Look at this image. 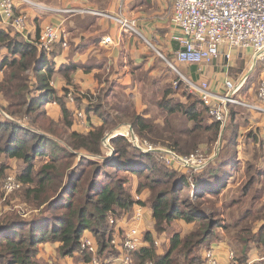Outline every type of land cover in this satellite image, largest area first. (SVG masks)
Listing matches in <instances>:
<instances>
[{
    "label": "trees",
    "instance_id": "16d2710c",
    "mask_svg": "<svg viewBox=\"0 0 264 264\" xmlns=\"http://www.w3.org/2000/svg\"><path fill=\"white\" fill-rule=\"evenodd\" d=\"M0 48L8 49L0 62V158L26 164L17 174L20 187L7 196L1 188L7 167L0 168V201L7 208L0 213V264H39L46 243L58 245L60 258L83 253L90 262L92 253L81 248L86 231L94 234L100 257L118 256L111 220L141 202L128 189L131 175L138 179L137 193L150 192L156 230L175 219L196 223L184 236L175 233L163 252L147 232L145 244L132 254L133 264H204L200 249L212 242L228 244L241 264L249 261L253 245L264 251V135L253 128L241 132L247 107L230 105L222 127L198 95L181 90L176 98L170 83L155 101L162 116L150 117L148 107L139 111L108 79L97 96L85 95L91 103L80 112L89 127L76 130L79 111L67 104L70 87L76 88V65L56 69L47 52L6 31H0ZM192 69L197 71V65ZM139 70L131 71L138 83L144 80L136 75ZM58 77L66 83L62 95L54 86ZM50 101L60 105L59 119L49 115ZM94 115L100 125L93 123ZM127 124L152 149L144 151L118 134L110 138L114 153L106 154L103 139ZM246 144H251L249 155H240ZM203 146L207 164L197 170L183 171L163 156L172 151L190 157Z\"/></svg>",
    "mask_w": 264,
    "mask_h": 264
},
{
    "label": "crops",
    "instance_id": "0c3cea01",
    "mask_svg": "<svg viewBox=\"0 0 264 264\" xmlns=\"http://www.w3.org/2000/svg\"><path fill=\"white\" fill-rule=\"evenodd\" d=\"M39 4L36 6L30 3H22L17 6V13L26 14L28 19V39L21 36L23 40L28 43L32 40H36L41 30L46 25H55L65 30L64 41L67 46L64 47L61 42H56L53 45L52 51L55 56L50 53L49 60L53 63L55 68L58 69L64 65H76V71L73 75L75 89L79 92L77 97L81 98L79 103L82 102L84 106H88L91 102L85 97V95L97 96L99 90L106 86L108 79L112 80V84L115 89L121 88L122 78H129L133 85L122 87L125 95H128L138 110L141 108L135 102L136 92L140 93V89L137 90V81H134L131 73L133 67L143 69L148 77H154L158 74V67L153 64L157 61V56L149 55L150 48L153 49L160 58H164V52L170 56L174 55V59L171 62H176V54L182 48L181 43L176 40V37H180L182 34L172 22L173 15V4L172 0H31ZM58 9H74L75 12H60ZM105 14L111 15H124L129 19H132L136 23L138 33L132 31H123L115 20L107 17ZM0 31H6L10 35L14 36L17 33L7 23H3L0 20ZM111 37L112 42L107 44L105 39ZM235 49L232 50V58L238 57L237 54L240 52L247 53L252 57L251 50ZM8 55L7 48H0V62ZM223 56V53L220 56ZM218 57V58H220ZM152 59V63H151ZM217 60V59H216ZM255 60V59H253ZM235 61V59H234ZM131 63H134L132 68L129 67ZM235 63V62H233ZM177 65L182 63H175ZM187 69L191 72L192 76L196 77L199 81V71L201 67L197 65L198 69L193 70L194 64H188ZM171 69H173L169 63ZM197 74V76H196ZM215 73H211L210 76H214ZM219 75V73H217ZM102 81H100V77ZM124 76V77H122ZM3 77V73L0 71V79ZM122 77V78H121ZM150 77V78H151ZM230 78L228 73L223 76L220 85ZM126 79V78H125ZM201 79V78H200ZM233 79V78H232ZM154 83H158L156 79ZM159 82H162L159 81ZM54 86L59 95L63 94L64 87L66 86L65 81L58 77L54 83ZM133 86V87H132ZM132 87V88H131ZM72 89V87H70ZM125 88V89H124ZM70 92V91H69ZM68 92V93H69ZM68 98V97H67ZM138 99V98H137ZM184 99V97H182ZM242 101L248 103H257L258 97L254 100H247L241 96L239 98ZM69 99L67 104L71 108ZM74 104V103H73ZM238 106V105H237ZM46 109L49 115L55 119H59L61 116L60 105L56 101H50ZM255 112V111H254ZM251 113V112H250ZM254 116L255 122L252 119L248 125L251 128L259 130L260 133L264 132V128L261 127V120L264 121V114L258 113ZM257 117L261 118L257 119ZM244 119H241V122ZM92 121L96 125H100L102 120L96 115L92 116ZM85 128L88 129L89 122L86 121ZM241 126V132H245ZM261 127L262 129H260ZM76 130L80 127L74 125ZM259 128V129H258ZM85 129V130H87ZM130 125H123L117 130L110 133L113 136L118 134L127 135L130 131ZM81 131H84L81 130ZM241 147V146H240ZM242 155V151L240 153ZM13 161V160H12ZM13 166H17L20 161L13 162ZM147 210H151L150 203H146ZM143 210V218L138 222L139 228L145 222V208L141 204L137 203L132 211L127 214H122L118 217L113 224V245L114 248L119 252L118 256L106 257L104 253L101 257L96 252L92 254V260L86 262L83 259V253H75L73 256H67L60 258L56 252L57 244L46 243L41 246L38 254L39 264L47 262V264H124L122 257L124 250L121 247L122 237L119 236L120 230L129 229L131 225L135 223L134 217L136 216L139 209ZM152 217V216H151ZM84 238H88L93 241L96 245V239L91 231H86ZM145 244V241H144ZM143 244V245H144ZM211 247L215 250L216 254L223 261L228 260L230 246L227 244H221L220 242H212L211 246L203 247L200 249L203 256H205L206 249ZM160 250V248H159ZM161 251V250H160ZM262 249L258 246L253 245L250 250L249 256L253 259L261 253ZM163 252V251H162Z\"/></svg>",
    "mask_w": 264,
    "mask_h": 264
},
{
    "label": "built area",
    "instance_id": "2783aa9c",
    "mask_svg": "<svg viewBox=\"0 0 264 264\" xmlns=\"http://www.w3.org/2000/svg\"><path fill=\"white\" fill-rule=\"evenodd\" d=\"M22 3L40 6L31 0H0V20L9 24L17 34L28 39L27 16L22 13L18 14L16 10L18 4ZM172 4V22L182 34L180 37L175 38L182 46L176 54L175 63L195 64L202 68L213 64L222 53L227 60H230L232 50L235 49L251 50L255 62L261 63L257 104L236 98L243 89L247 76L238 79L228 78L219 90L207 81L196 82L180 74L181 78L187 82L191 92L197 94L204 105L208 107L210 115L224 127L229 118L230 105L244 106L251 111L264 114V0H172ZM58 11L75 12L77 10L58 9ZM105 15L115 20L121 30L139 32L134 20L122 14ZM64 38L65 30L50 24L41 30L36 40H32V43L40 50L50 53L56 42H61L64 47L67 46ZM105 42L107 44L111 43V37H107ZM169 63L177 71L175 63ZM177 85L178 81L175 82L176 87ZM68 98L71 101L74 100L71 91L68 93ZM77 117L85 118L83 112H79ZM130 128L131 132L125 136L138 148L144 151L151 150L152 146H148L147 143L143 144L138 136L134 134L131 126ZM111 137H113L112 134L107 135L108 141L104 143L109 155L114 153L110 145ZM167 153L168 156L165 157L167 164L183 160L185 165L196 167L192 166L191 163L194 159L193 161L184 160L172 151H167ZM197 156L198 153L191 155L190 158ZM206 162L207 159L202 158L197 166L201 167ZM20 185L17 175L10 174L5 179L3 190L6 194H9L19 188ZM141 218H143L142 208L133 218L135 223L125 232L121 241V247L124 250L122 257L124 264H133L132 254L144 244L143 234L138 226ZM111 222L115 224L113 219ZM81 248L92 254L97 252L96 244L88 238H83ZM204 260V264H240L237 262L236 254L232 250L229 251L228 260L223 261L215 250L210 248L206 250ZM258 260L264 261V254ZM95 264H98V262L96 261Z\"/></svg>",
    "mask_w": 264,
    "mask_h": 264
},
{
    "label": "rangeland",
    "instance_id": "374dc122",
    "mask_svg": "<svg viewBox=\"0 0 264 264\" xmlns=\"http://www.w3.org/2000/svg\"><path fill=\"white\" fill-rule=\"evenodd\" d=\"M149 55H152V58H153V55L157 56L158 59L153 64H155V66L158 67V74L159 75H157V76L154 75V77L150 76L151 79H149V78L146 79V77L148 75L146 76L143 69L136 72V75H139L144 80H142L140 83H137V86H138L137 90L140 89L139 90L140 93L136 92L137 94L135 97L136 98L135 102L138 105V107L139 106L141 108H144V106L148 107L150 110V112H149L150 117L157 116L160 118L162 116L163 112H161L159 109H157L156 106H158V105L155 103V101L157 102V100H159L161 98V89L169 86L170 83H172V85H174L173 86L174 89L176 90V98H181L183 91H187L188 93H193V92H191V89L188 87L185 79H182L180 76V74H182L186 78L191 79V72L189 71V69H187L188 65L183 64V63L179 64V65L175 64L178 72L174 69H171L169 66V62L173 61L174 55L170 56L164 52V54H163L164 58H160L159 54L157 53V55H156L155 51L151 48H150ZM237 56L238 57H236V58L234 57L235 61L233 58H231L230 60H227V59H223L220 57V58H217V60H215L213 62V64H211L209 66L202 67L201 72L199 71V74H201V77L199 76V82L200 81H207L210 84H212L215 88L220 90L221 87L223 86V84L220 85L221 80L223 79V76H226L227 73H228V76L230 78H233V79H238L242 76H247V81H246L243 89L241 90V92L236 96V98L239 99L242 96L244 98H247V100H250V101L254 100V99H256L257 91H258L259 84H260V76H261V69H262L261 63L255 62V60H253L251 58V56L247 55V53H244V52L238 53ZM233 62H235V63H233ZM151 63H152V59H151ZM133 64L134 63H131V65H129V67L132 68ZM211 73H215V75L211 77L210 76ZM217 73H219V75H217ZM176 76H178L180 78L182 83H180L178 81L179 78L178 79L175 78ZM122 77H124V76H122ZM125 78L121 79L122 80V83H120L121 89H122V87L133 85V82H131L129 80V78H127V77H125ZM154 79H156L158 83H154V81H153ZM170 79H171V81L168 82V80H170ZM161 80H162V82H159ZM176 81H178L177 87L175 86ZM180 85H181V87H180ZM133 86H135V85H133ZM181 90H183V91H181ZM70 91L72 92V94L74 96V100L70 101V104H72L71 109L73 110V112H77V111L80 112L81 110L83 111L85 108L84 104L82 102L79 103L76 100L77 95H79V92L74 87H72V89H70ZM143 94H146V96H144ZM193 94H195V93H193ZM124 96H125V94H124ZM256 100L258 101V99H256ZM244 112H246V114H247L246 117H248L247 123L243 124V126L244 125L246 126L244 128V130L246 131V130L250 129L251 125H252V123H251V125H248L249 121L251 119L253 122L256 121L254 116L257 113L254 111H251L250 109H248L247 111H246V109H244ZM257 119L261 120V118H259V117H257ZM74 120H75V125L77 127H80L79 129H81V130L87 129L84 127V125H86V120H87L86 118L81 119V118H79V117L77 118L75 116ZM183 120H184V118L183 119L179 118V121L182 122ZM242 123H244V120L242 121ZM260 123H261V127L264 128V121L261 120ZM226 124H225V126H226ZM261 127H259V128L262 129ZM252 128H254V127H252ZM261 134L264 135V132H262ZM107 141H108V139L106 140V142ZM226 144L227 143H225L224 146H226ZM246 145H247V147L242 146V148L240 149L242 151V155H244V156H248L249 155L248 149H251V144H249V145L246 144ZM226 149H228V148L226 147ZM247 151H248V153H247ZM105 152L107 154L106 145H105ZM208 155H209V152H208L207 146H203L200 149V151L198 152L197 157H193L191 159L190 157L179 156L180 158H182L184 160L189 159V160L193 161V159H194V161L191 163H192V166H196V167H190V166L185 165L183 160L182 161L177 160L178 162H174V164L176 166L182 167L183 171H185V168H194L197 170V169H200V168H202V166L207 164V162H206L201 167L197 166L199 164V161L202 158L204 159ZM163 156L164 157L168 156V153H165V155L163 154ZM17 161H20V163H18L17 166H13V164H14L13 162H17ZM3 165L7 167L6 168L7 169L6 170V177L9 176L10 174L17 175L26 166L25 163H23L21 160H18V159H9V158H2L1 159L0 158V168ZM6 177H5V179H6ZM127 178L129 179L128 189L131 190V192L134 194L135 199L137 201L138 200L141 201L139 203L142 204V206H144V208H145V218L146 219L140 228L142 231V234H143V236H142L143 239H145L144 237H145L147 232H151L153 238L156 240L157 246L160 248L161 251H165L168 249L170 239L175 233H180L182 236H184L188 232L193 230L196 223H187L182 219H175L169 225H164V227L161 230H156V228L154 226V221L151 217V210H147V207H146V203L148 202L150 192L147 190H145V191L143 190L144 191L143 193L142 192L137 193L136 192V188H137L136 186H137V183L139 184L138 179H136L133 175H131ZM5 179L2 182V187H1L2 191H4L3 185L5 182ZM184 192L187 193L188 190H184ZM5 196H7V194ZM2 203H3V198H2V201H0V213L7 211V208H2ZM125 230H126V228L124 230L122 229L119 231L120 237H122V238L124 237ZM221 244H225V243H221ZM230 250H232V249H230ZM263 254H264V251H261V253L258 256H256L254 259L251 256H249V261L244 262L243 264H263L262 263L263 261L258 260ZM40 264H43V263H40ZM44 264H47V262H44Z\"/></svg>",
    "mask_w": 264,
    "mask_h": 264
},
{
    "label": "water",
    "instance_id": "95a60500",
    "mask_svg": "<svg viewBox=\"0 0 264 264\" xmlns=\"http://www.w3.org/2000/svg\"><path fill=\"white\" fill-rule=\"evenodd\" d=\"M175 70V69H174ZM106 140H107V137H105L104 139H103V142L105 143L106 142Z\"/></svg>",
    "mask_w": 264,
    "mask_h": 264
}]
</instances>
